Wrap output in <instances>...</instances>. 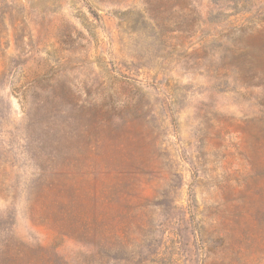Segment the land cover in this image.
I'll use <instances>...</instances> for the list:
<instances>
[{
  "label": "rangeland",
  "instance_id": "1",
  "mask_svg": "<svg viewBox=\"0 0 264 264\" xmlns=\"http://www.w3.org/2000/svg\"><path fill=\"white\" fill-rule=\"evenodd\" d=\"M0 264H264V0H0Z\"/></svg>",
  "mask_w": 264,
  "mask_h": 264
},
{
  "label": "trees",
  "instance_id": "2",
  "mask_svg": "<svg viewBox=\"0 0 264 264\" xmlns=\"http://www.w3.org/2000/svg\"><path fill=\"white\" fill-rule=\"evenodd\" d=\"M37 90L43 93V86L37 87Z\"/></svg>",
  "mask_w": 264,
  "mask_h": 264
}]
</instances>
